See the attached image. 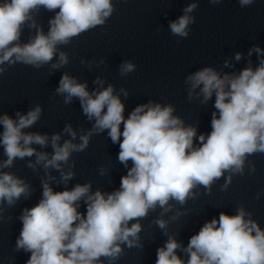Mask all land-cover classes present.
<instances>
[{
  "label": "clouds",
  "instance_id": "obj_1",
  "mask_svg": "<svg viewBox=\"0 0 264 264\" xmlns=\"http://www.w3.org/2000/svg\"><path fill=\"white\" fill-rule=\"evenodd\" d=\"M253 2L239 0L241 6ZM197 6L195 2L188 4L183 15L169 21L173 35L188 36L189 25L195 22L190 13ZM41 8L56 12L47 34L34 18ZM113 11L112 0H0V65L21 62L36 69L45 64L52 69L61 68L69 63V58L60 51L57 62L51 63L58 46L68 45L74 37L103 26ZM25 26L35 29L36 34L21 44ZM254 52L259 58L255 68L249 61L238 74L221 75L212 67H204L186 77L189 100L196 89L202 104L215 95L211 131L199 136L196 127L186 126L179 116L173 115L175 108L171 104L162 106L150 101L136 106L125 117V104L119 94H114L113 85L103 87L104 81L97 78L94 83L102 90L90 93L86 82L80 83L67 73L61 76L56 93L64 97L66 105L77 98L83 114L94 121L92 129L80 136L79 144L73 143L77 134L68 124L64 132L72 139L61 145L60 134H53V153L49 158L47 153L31 147H46L49 137L24 131L40 119V105L26 114L16 112V119L7 113L0 115V145L7 157L0 168L12 166L17 158L35 155V164L29 162V168L43 162L45 170L61 171V182L66 184L74 173H64L61 164H67L73 152H83L93 134L107 130L111 142L119 145L118 161L127 169L119 189L112 192H91V183L54 191L47 181H42V198L35 206L25 208L19 217L22 228L16 250L31 254L26 264H103L101 257L114 264L122 255L121 244L129 248L142 246L139 221L150 210L159 206L168 212L170 201L185 204L197 186L210 192L211 185L225 172L230 175L222 190L231 182V174L243 175L246 157L264 153V49L254 46L248 56ZM241 57V53L235 54L237 61ZM134 68L133 63L125 61L120 73L126 75ZM4 71L0 67V74ZM121 92L127 98L128 92ZM100 172L105 174L103 168ZM29 194V185L22 179L0 172V204L13 206L22 195L27 198ZM81 201L86 205V214L78 211ZM251 216L243 207L235 215L221 212L218 219L205 222L186 247L169 236L157 249L155 264H185L177 249L188 256L186 264H264V230ZM133 220L136 222L129 227ZM155 223L161 229L168 224L164 219Z\"/></svg>",
  "mask_w": 264,
  "mask_h": 264
}]
</instances>
